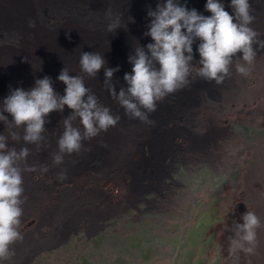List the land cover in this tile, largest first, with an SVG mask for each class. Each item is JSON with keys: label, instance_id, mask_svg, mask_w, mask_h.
Returning a JSON list of instances; mask_svg holds the SVG:
<instances>
[{"label": "clouds", "instance_id": "1", "mask_svg": "<svg viewBox=\"0 0 264 264\" xmlns=\"http://www.w3.org/2000/svg\"><path fill=\"white\" fill-rule=\"evenodd\" d=\"M231 7L232 14L225 10V5L220 0H207L206 11L212 13L209 16L201 14L195 8L189 9L186 4L181 5L178 0L158 3L154 10L148 12L152 19L148 26L149 30L145 33L146 36H151L153 42L146 46L139 43L135 46L134 54L129 56L132 71L125 73L123 77L127 86L120 87L119 91L113 83V75L119 68L106 67L107 62L101 52L82 51L79 59L80 71L87 77L95 79L99 71L105 68L104 85L111 97L124 108L125 114L145 123H153L149 119V114L156 111L157 102L188 86L193 73L209 82L215 81L218 85L231 75L233 67L237 74L250 76L257 55L254 45L264 48V40L260 39L261 33L252 26L256 17L252 14L250 0H231ZM121 26L127 27L117 18L108 24V31L115 32ZM197 39L200 40L198 45L200 59H194L193 55V43ZM193 59L195 65L192 63ZM70 73H72L70 69L64 67L58 76L66 85L64 95L55 91L51 77L45 75L43 78H37L35 86L29 90L23 87L12 89L0 105V122L6 125V134L0 133V262L11 260L15 254L11 245L23 240V236L30 232L29 229L41 217L42 209L39 208L53 206L52 199L55 193L59 192L54 183L47 182L51 186L50 192L40 199L38 207L34 206L23 214V205L26 201L24 173L36 170L34 166L28 164V157L37 150H31L27 146L17 149L14 144H9V140L14 142L23 140L26 144L39 146L44 143L46 131L51 144L58 136L57 129L52 131L45 127L46 123L54 121L55 117L50 113L63 112L67 106L72 112L61 121L63 132L58 139V151L53 155V164L60 165L66 163L65 154L74 152L78 154L84 141L97 137L110 127H115L121 119L118 114L112 113L109 106L100 102L98 96L86 85L84 75ZM176 108L181 114L182 129L201 151L196 154H166L161 174L138 181L133 193L130 195L126 193L122 201L115 203L116 210L112 211L121 210L124 201L130 205L139 198L140 203L158 205L156 195L165 197V192L172 191L175 181L172 177H169V182L166 179L171 171V165L180 161L198 160L202 157L215 171L233 168L234 173L240 171V174L237 180L231 178L228 183L230 214L223 211L227 214V221L216 225V228L218 226L219 228L212 245L218 246L217 251L222 257L223 264H241V254L255 255L260 241L264 240V234L260 231L264 229V220L250 209L256 206L264 210V156L261 155L260 149L252 147L244 150L250 155L245 165L240 162L237 167L233 165L215 167L207 160L205 153L216 143L222 144V138L227 131L233 132L231 130L233 125L232 128H228L225 119L220 116L212 118L203 115L201 118L193 119L191 117L195 116V112L190 111L187 115L180 105L177 104ZM211 110L223 113L220 108L212 107ZM5 113L10 114L11 119ZM236 120L241 121L237 118ZM79 124L82 125V130ZM18 129H22V133ZM144 154L145 156L149 154L147 147L144 148ZM245 168L249 174L262 179L260 187L255 192L246 194L239 186ZM41 170L47 172L48 168L42 166ZM30 176L34 180H41L31 174ZM60 178H64L63 173ZM154 180L160 181L156 190ZM136 194L139 195L130 200ZM148 195H153L154 198L148 199ZM112 214L100 209L94 214L92 221L85 222L79 228V233L71 235L68 243L56 246L55 249L68 245L79 236L86 238L87 241L99 240L104 230L109 228L108 222ZM25 222L33 225L23 230L22 225Z\"/></svg>", "mask_w": 264, "mask_h": 264}, {"label": "bare ground", "instance_id": "2", "mask_svg": "<svg viewBox=\"0 0 264 264\" xmlns=\"http://www.w3.org/2000/svg\"><path fill=\"white\" fill-rule=\"evenodd\" d=\"M161 2L166 0H0V105L12 89L23 87L29 90L35 86L37 78H43L45 75L51 77L55 91L64 95L66 85L58 79V76L61 70L67 67L72 72L71 75H84L86 85L98 96L100 102L109 106L114 115L118 114L121 117L115 127H110L97 137L84 141L78 154L76 152L65 154L64 161L67 164H53V155L58 151V139L63 132L61 121L72 112L67 106L63 112L50 113L55 117L54 121L46 123L45 127L52 131L57 129L56 136H58V139L51 144L46 131L44 143L39 146L26 144L23 140L19 142L9 140V144H14L17 149L27 146L31 150H37L28 157V164L34 166L36 170L24 173L26 201L23 205V214L34 206L38 207L40 199L50 192L51 186L47 182L54 183L59 192L55 193L52 199L53 206L39 208L42 209V214L38 221V229L32 231L30 228V232L23 236V240L12 244L14 256L10 261L0 264L29 263L37 254L36 251L63 240L71 231L83 226L85 222L92 221L94 214L100 209L110 214L111 210H106L107 199L101 200V198L110 197L112 191H118V188L112 186L110 194L103 189L100 191L93 189L99 180L103 179L98 178V173H103L102 176L106 177L113 172V175H116L113 177L123 183L126 189L134 190L132 188L142 179L143 171L158 175L159 163L166 154H170L176 148L185 146L193 151H201L194 145L186 131L181 143L173 142L171 138L173 132L169 131L167 125L171 122L175 124L171 119L173 113V118L180 122L181 114L176 108L177 104L187 115L190 111L195 112V116L191 118L196 119L198 114L200 118L209 114L212 109L206 101L208 93L215 96L222 92L221 94L226 97L228 91L233 90L238 82L247 79L237 74L234 67L231 69V75L219 85L215 81L209 82L193 73L188 86L157 102L156 111L149 114V119L153 123H145L125 114L124 108L111 97L104 85L105 68L99 71L95 79L87 77L80 71V53L101 52L107 62L106 67L119 68L113 75V83L117 91L120 87L127 86L123 77L125 73L131 72L133 67L129 62V56L134 54L138 43L146 46L153 42L151 36L145 35L152 19L148 12L154 10ZM178 2L181 5L186 4L189 9H197L203 15L212 14L206 11L207 0H178ZM220 2L225 5V10L232 14L231 0H220ZM250 4L252 14L256 17L252 26L263 34L260 39L264 40V0H250ZM117 18L127 27L121 26L115 32H109L108 24ZM199 43V39L193 43L194 59L200 57ZM254 47L257 52L254 65L259 67L264 65L262 55L264 48L258 45ZM251 83L254 84L250 98L244 103L234 105L236 116L231 118L232 120L237 118L247 121L252 111L259 110L263 105L264 76H256ZM186 89L188 91H185ZM166 109L169 111H165ZM122 111L124 112L121 113ZM5 115L11 119L10 114L5 113ZM79 127L82 130V125L79 124ZM5 128L6 125L0 122V133L6 134ZM18 131L22 133V129ZM227 136L228 133L222 139H226ZM231 141L238 149L240 145L236 143L238 139L232 138ZM143 147L149 149L148 158L144 156ZM219 148L222 151L221 147ZM203 151H206V148ZM138 154H141V157H137ZM247 157H244L242 164L247 163ZM120 158L121 162L118 161ZM127 164L132 166L127 168ZM42 166H47L48 171H42ZM124 168L133 174V178L132 175L129 176L131 179L123 177ZM29 173L41 180H34ZM62 173L63 179L60 178ZM260 180L262 179L249 174L248 169L245 168L239 183L240 189L244 194L255 192L261 185ZM79 189L87 190L89 193L91 190L94 195L78 196ZM250 209L264 220V210L261 207L253 206ZM100 218L101 216L98 219ZM260 231L264 234V229ZM62 244L64 243L55 245ZM54 246L49 249H55ZM240 260L241 264H264V240L260 241L255 255L241 254Z\"/></svg>", "mask_w": 264, "mask_h": 264}, {"label": "rangeland", "instance_id": "3", "mask_svg": "<svg viewBox=\"0 0 264 264\" xmlns=\"http://www.w3.org/2000/svg\"><path fill=\"white\" fill-rule=\"evenodd\" d=\"M262 55L264 57V51ZM198 58L200 59V57ZM257 66L253 65L251 76H248L247 79L240 83L238 82L233 90L228 91L226 97L220 92L219 95L215 96H211L208 93L206 98L210 108H220L223 111L221 113L211 110L210 115L206 114V116L209 115L212 118L220 116V118L223 117L225 119L228 128H232L233 125V129H231L233 132L227 131L228 136L226 139H222V144L216 143L217 146L213 145L207 153L204 151L207 160L217 168L232 165L237 167L240 162H243L244 157L247 156L246 161L248 162L250 155L244 150L252 147L260 149L261 155L264 156V101L259 110L252 111L247 121L245 119H241V121L231 119L236 116L234 105L244 103L247 98H250L254 84L251 83L252 79L256 76L259 77V75L264 76V65ZM255 69L256 71H254ZM185 91L188 90L186 89ZM165 111H169V109ZM163 114L166 113L163 112ZM173 116L174 113L171 115V119L175 124L171 122L167 126L170 129L169 131L173 132L171 137L173 142L181 143L184 134L181 126L182 122H178ZM228 119L231 120L228 121ZM234 121L236 122L234 123ZM232 138L238 139L236 143L240 144L238 145L239 149L232 143ZM242 143L246 146H242ZM219 147H221L222 151ZM199 152L182 146L176 148L169 155L175 153L196 154ZM137 157H141V154H138ZM145 157L148 158L149 154ZM119 160L121 162V158ZM162 164L163 159L159 163V174H161ZM128 166L131 167L132 165L127 164V168ZM239 168L241 169V166ZM124 170L127 171H122L124 178L131 179L129 177L131 175L133 178L132 173L130 174L125 168ZM233 170L232 168L231 170L215 171L202 157L198 160L180 161L171 165V171L166 181L169 182V177H172L175 183L173 182L172 191L164 193L165 197L156 195L158 205L156 203L151 205L140 203L138 201L139 198L130 205L124 201V207L117 212H114L116 210H114L115 203L122 201L126 193L130 195L134 190L126 189L123 183L113 177L116 176L113 175V172L111 175L108 174L110 177H103V173L99 174L97 172L98 178L101 177L103 179L99 180L93 189H98L99 191L103 189L110 194L112 186L118 188V191H112L113 193L109 195L110 197L103 196L101 198V200L107 199L106 204L108 207L110 206V214L114 212L108 222L109 228L104 230L97 241H87L86 238L83 239L79 236L75 237V240H71L64 247L55 250L49 249L55 244L68 243L72 234L80 232V227H78L71 231L67 235L68 237L66 236L63 240H59V243L57 241L53 242L49 246L36 251L37 254L34 259L26 264H223L222 257L217 251L218 246L212 245V243L217 236L219 228V226L216 228V225L225 223L227 214H230V211H228L230 197H227L229 193L228 183L231 178L237 180L240 174V171L234 173ZM125 173L128 175H125ZM152 175L144 170L141 180ZM110 178L112 179L110 180ZM126 182L124 181V183ZM153 182L156 190L160 185V181L154 180ZM95 190L92 191L94 192ZM87 194L88 196L94 195L91 190L90 193L83 189H79L77 192L78 196ZM138 195L136 194L130 200ZM147 198L152 199L154 196L148 195ZM46 203L49 204V202ZM223 211H226L227 214H224ZM38 221L33 227H31L33 224L25 222L22 225V229L25 230V228L29 229L31 227L32 231H35L38 229Z\"/></svg>", "mask_w": 264, "mask_h": 264}]
</instances>
